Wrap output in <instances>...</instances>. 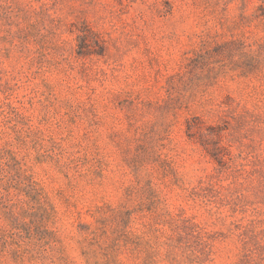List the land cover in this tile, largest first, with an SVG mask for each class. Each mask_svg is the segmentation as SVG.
<instances>
[{"label":"rangeland","instance_id":"374dc122","mask_svg":"<svg viewBox=\"0 0 264 264\" xmlns=\"http://www.w3.org/2000/svg\"><path fill=\"white\" fill-rule=\"evenodd\" d=\"M264 0H0V264H264Z\"/></svg>","mask_w":264,"mask_h":264},{"label":"trees","instance_id":"16d2710c","mask_svg":"<svg viewBox=\"0 0 264 264\" xmlns=\"http://www.w3.org/2000/svg\"><path fill=\"white\" fill-rule=\"evenodd\" d=\"M261 16L264 17V13H262V14H260V15H257V14H256V17H261Z\"/></svg>","mask_w":264,"mask_h":264}]
</instances>
